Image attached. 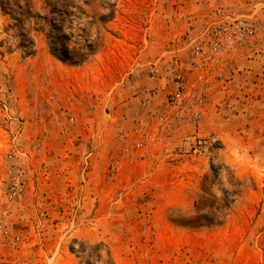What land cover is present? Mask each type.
I'll list each match as a JSON object with an SVG mask.
<instances>
[{
	"label": "rangeland",
	"instance_id": "obj_1",
	"mask_svg": "<svg viewBox=\"0 0 264 264\" xmlns=\"http://www.w3.org/2000/svg\"><path fill=\"white\" fill-rule=\"evenodd\" d=\"M112 1L78 65L40 32L25 56L0 11V264H84L83 242L115 264H264V25L189 67L215 10L261 18L264 0Z\"/></svg>",
	"mask_w": 264,
	"mask_h": 264
},
{
	"label": "trees",
	"instance_id": "obj_2",
	"mask_svg": "<svg viewBox=\"0 0 264 264\" xmlns=\"http://www.w3.org/2000/svg\"><path fill=\"white\" fill-rule=\"evenodd\" d=\"M112 2L101 0L100 10L89 14L85 8L95 0H45L43 12L34 11L30 0H0V11L9 19L8 28L15 30L17 47L25 56L33 55L32 33L40 32L52 56L78 65L86 62L104 41L103 34L108 33L107 25L116 12ZM79 252L87 256L84 264H115L104 242L80 243Z\"/></svg>",
	"mask_w": 264,
	"mask_h": 264
},
{
	"label": "built area",
	"instance_id": "obj_3",
	"mask_svg": "<svg viewBox=\"0 0 264 264\" xmlns=\"http://www.w3.org/2000/svg\"><path fill=\"white\" fill-rule=\"evenodd\" d=\"M264 17V8L262 9ZM252 14L228 12L222 9L215 10L213 21L205 25L200 36L191 41V69L202 68L207 63L217 61L219 57L233 50L242 48L251 39L256 37L264 25V18ZM184 71H174L171 74L170 93L171 103L180 102L186 94ZM194 153L201 154L200 142L194 147Z\"/></svg>",
	"mask_w": 264,
	"mask_h": 264
}]
</instances>
